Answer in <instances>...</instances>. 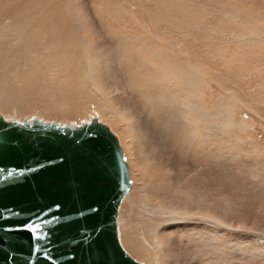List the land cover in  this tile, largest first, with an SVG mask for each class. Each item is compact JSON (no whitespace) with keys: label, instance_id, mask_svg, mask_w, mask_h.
<instances>
[{"label":"rangeland","instance_id":"rangeland-1","mask_svg":"<svg viewBox=\"0 0 264 264\" xmlns=\"http://www.w3.org/2000/svg\"><path fill=\"white\" fill-rule=\"evenodd\" d=\"M40 1L42 8L37 12L41 17L38 13L37 18L45 20L49 16L48 21L55 24L56 31L62 28L63 36L70 39L73 33L67 28L70 18L64 12L65 0ZM72 1L79 19L86 26L82 30L83 36L93 42L92 55L99 65L96 79L101 83L103 79L110 81L114 89L110 95L114 98L125 97L127 104L135 101L133 106L142 119L153 122L155 116H173L167 111L165 104L161 105L164 99L169 104L171 100L181 103L200 96V87L188 91L182 89L173 73L182 72L179 67L184 64L185 59L167 48L160 41L162 39L172 42L179 51L190 55L193 64H197L196 68L190 64L191 70H202L201 73L195 71L192 74L199 75L202 83L207 86L204 104L209 110L213 112L217 109V104L230 100L226 90L236 89L239 97H234L237 114L217 109L216 118L211 117V120H216V125L219 124L213 129L214 137L202 135L201 130L208 129V119L202 121L197 114H192L191 119L199 120V130L195 126L169 131L160 125L161 131L156 133L161 138L154 139L156 145L151 150V155H146L142 149L147 148V143L129 145L119 121L107 119L95 101L87 95L88 88L93 89V83L85 84L84 72L77 61L82 51L77 44L71 43L66 56L71 58L73 55L75 58L74 61L72 58L70 60L73 63L72 69H65L69 76L61 77L64 81L58 84L57 89L58 92H65V98L68 99L66 105L70 107L69 118L62 120L56 101L40 100L41 96L30 89L33 98L28 101V105L37 104L42 113L39 115L37 110L32 109L33 112L16 120L31 121L36 118L62 125H76L97 118L112 130L118 137L128 163L131 180L128 193L135 197L136 203L146 204V200L150 199L155 208L158 204L170 207L169 217L173 219L169 220V227L161 234L164 249L169 253L165 257H159L156 260L158 263L264 264V44H256L251 40L254 37L264 39V0H184L185 5L179 10L183 9V12L191 14L193 18L181 23H177L175 19L170 24L159 17L158 11L163 1L154 0L157 5L150 2L153 0ZM31 5L26 4L22 8H27L26 12L31 14L32 11L28 10ZM7 6L8 8L0 7V17L5 16L8 9L11 12L18 7L15 3ZM151 16H156L157 18H153L158 23L153 18L149 20ZM195 17H199V20ZM246 18L250 22L243 24ZM171 27H175V31ZM24 35L30 36L29 40H32L33 32ZM234 35L242 40H234ZM145 43L148 48L143 47ZM52 49L54 58L53 46ZM143 49H162L172 57L171 60L177 62L175 68L165 70V64H159L161 58L154 55L148 57ZM43 62V56L39 55L36 66H44ZM41 72L47 74L48 71ZM8 73V63L5 62L0 66V77H9ZM11 79L9 91L17 92L22 80L17 75ZM22 91L25 92V89ZM78 92L85 94V101L78 99ZM225 96L229 97L228 100ZM71 97L75 101L74 106ZM76 105L77 114L71 113ZM219 115L240 118L242 123L247 124L238 126L234 122L235 129H232V121L222 124L227 118L221 119ZM206 135L208 138L204 140ZM123 201L124 199L119 211L122 212V218H125L129 205ZM181 201L194 210L187 214L176 213V206ZM215 219L223 225L221 232L213 231L218 223ZM205 228L218 237L224 251L218 253L208 238H205L206 244L200 240L197 234L205 233ZM231 228L236 230L233 234ZM234 241L237 246L253 251L244 255L245 251L232 250L229 246ZM124 249L132 257L142 261L139 255ZM143 262L149 264L147 260Z\"/></svg>","mask_w":264,"mask_h":264},{"label":"water","instance_id":"water-1","mask_svg":"<svg viewBox=\"0 0 264 264\" xmlns=\"http://www.w3.org/2000/svg\"><path fill=\"white\" fill-rule=\"evenodd\" d=\"M130 188L118 137L97 118L0 115V264H146L119 238Z\"/></svg>","mask_w":264,"mask_h":264},{"label":"bare ground","instance_id":"bare-ground-1","mask_svg":"<svg viewBox=\"0 0 264 264\" xmlns=\"http://www.w3.org/2000/svg\"><path fill=\"white\" fill-rule=\"evenodd\" d=\"M155 1L158 2L163 1L162 2L163 5L161 6L158 13L160 14L159 17L161 19H165L168 24H170L175 19L177 23H181V22H185L187 19L193 18L191 14L183 12V9L179 10L181 6L185 5L184 0H155ZM145 2L147 1H142V3ZM150 2L153 4L157 3V2L154 3V0L153 2L152 1ZM10 3H15L16 5H18V7L11 12L8 9V12L5 13V16L0 17L1 20L0 66L3 63L7 62L9 67V73H8L9 77H5L4 79L0 77V115H2L6 119H17L22 116L25 117L28 112H33L32 109L37 110L39 115H41L42 109L39 108L37 104H35L34 106H31V104L30 106L28 105V101H30V99L33 98V96L30 95L29 92L30 89H32L39 96H41L39 97L40 100L53 99V101H56L57 103L56 105L61 112L62 120L69 118L70 107L68 104H67L68 107L66 105L68 99H66L67 97L65 98V92H61V91L58 92L57 89H59L58 84L61 81H64L62 78H68L69 76V73L66 70L71 71L72 69L71 67L73 63H70V60L72 58L73 59L72 61H74L75 58L73 55H71V58L66 56L67 48L70 47L71 43L77 44L79 46V49L82 51V55L80 56V58L77 57L78 58L77 61H79V63L81 64V70H83L84 72L85 84L89 82L93 83V89L89 87L87 95L90 97V99L95 101L97 107L100 109L102 113H104L107 116V119L108 118L110 120L116 119L119 121L120 127L123 128L126 133L125 137H128L127 143L129 145L134 146L135 144L140 142L143 145L147 143V145H145V147L147 146V148L142 149V152L146 155H151V150L156 145L154 139L161 138L156 133L161 131L159 129L160 125L163 126L164 129L167 128L169 131L184 130L189 127L194 128L195 126H196V130H199L201 128L199 120L194 121L193 119H191L192 114H197L201 116L202 121L208 119V123H207L208 129L201 130L202 135L205 136V134H207L209 136L214 137L215 132L213 129L216 126H219V124L216 125L215 119L211 120V117L216 118V116L218 115L215 111H217V109H222L233 115L234 112L235 114H237V104L235 103L236 101L234 102V97H237L236 95L237 91H235L236 89L226 90V94L227 93L229 94L230 100L226 102L223 101L220 102L215 106V108L217 109L211 112L212 110L210 111L207 105L204 104L205 102L204 95L206 94L207 86L204 82L202 83V79L199 75L197 76L192 74V72H194L195 74L196 69L191 70V68L192 67L196 68L197 64L194 65L190 55H186L187 53L184 51H179L175 44L162 39L160 41L166 44L167 48L173 50L175 53H177L179 56L185 59L184 64L182 63L179 67V70L182 72L173 73L174 76L177 77L179 84L183 87L182 89L188 91L194 88L198 89L200 87L199 89L200 96H195L193 97L194 100L183 101L181 103H177L176 101L171 100V102L168 104L167 100L164 99L162 100L161 105L165 104V106L167 107V111L174 117L173 116L164 117L163 115H159V116H155V118L152 119L153 122H148L142 119L140 114L135 110L136 107L133 106L135 104V101L127 104L125 102V97L123 99L117 97L114 98L113 95L112 96L110 95L111 92H113L114 90L112 89L113 86L111 85L110 81H108L107 79L105 81L103 79V82L101 83L99 82L98 79H96L97 77L96 73L98 71L99 65L96 63L94 56L92 55L93 50L91 48L93 47L91 46V43L93 42H91L90 40H88L86 37L83 36L82 30H84L86 26L79 19V16L77 15L78 13H76L75 11V5L73 4L72 0H65V6H64V12L67 15V17L70 18L69 19L70 23L67 25V28L73 33L70 39H67L65 36H63L62 28H60L58 32L56 31L57 27L55 26V24L53 25L51 22L48 21L50 20L48 18L49 16H47L45 20L42 18H37V14L39 13L37 11L41 10L42 8L40 6L41 5L40 0H0V7L4 6L8 8L7 5ZM26 4H32L28 8V10L32 11L31 14L26 12L27 8L25 7L22 8ZM149 13L151 14V12ZM39 17H41V14L39 15ZM153 17L151 16L149 20H151V18ZM195 19L199 20V17H195ZM152 20L153 21L155 20L154 22L157 21L154 18ZM249 22L250 19L246 18L243 21V24ZM156 23H158V21ZM147 25L148 27H150L149 23H147ZM26 27L27 29H25ZM144 27L148 28L146 25ZM157 27H159V25ZM171 28L173 31H175V27H171ZM38 31H40L41 34ZM262 31L264 33V29ZM28 32H33L32 40H29L30 36L24 35V33H28ZM36 33H38V35H36ZM152 33L155 34L154 32ZM232 38L238 41L242 40L236 35H234V37ZM251 40L256 44H260V43H261L260 45L264 44V39L260 37H254ZM51 45L55 49L54 58H53V49ZM143 47L148 48L149 46L145 43ZM144 51L146 52V54H148V57L154 55V57L157 56L161 58L162 60L160 61L159 64H163V65L165 64V70L173 69L175 68V64H177V62H175V60H171L172 57L169 54H165L162 49H147ZM39 55H42L44 58V62H43L44 66L37 67L36 59L38 58ZM152 60L155 59L153 58ZM53 61L56 64L52 63ZM190 64L192 65V67H190ZM49 67H52L53 69H49ZM41 70L48 72L47 74H42ZM198 70L200 71V73L202 72L201 69ZM199 71L196 72L198 73ZM148 74L150 73L148 72ZM15 75L19 76L22 82L20 83V88L17 92L15 91L10 92L9 84L10 81L12 80L11 78H13ZM56 85L57 88L55 87ZM85 87H87V85ZM21 88L22 90L25 89V92L22 91ZM81 94L78 92L77 97L82 102L86 100V97L84 96L85 95L84 93H83L84 95ZM229 97L227 96L226 99ZM12 98L13 101L11 100ZM70 100H72V105L74 106L75 104L73 103L75 101H73L72 97L70 98ZM239 103L242 104V102ZM224 105L226 106L224 107ZM72 110L73 111L71 113L74 112V114L75 113L77 114L78 105L72 108ZM219 117L221 119L227 118V120L223 121V123L220 122V125L221 123L224 124L227 123L228 121H232V124H230L232 129H235V127H233L234 122L238 126L243 125V123L247 124L246 122L242 123L240 118L233 119L227 116L222 117L221 115H219ZM180 118L184 120H181ZM207 135L204 138V140L208 138ZM161 149H163V145L161 146ZM128 171H129V167H128ZM123 202H126L129 205V212L126 213L125 218H122L121 211L118 212L119 214L117 218L118 233L122 246L139 255L142 258V261L147 260L149 264H160L156 260L159 257L167 256L169 253V251L167 252V250L164 249L165 244L163 242V238L161 237V234L162 231H165V229L169 227L170 224L169 220L173 219L169 217V214L171 213L170 207L165 206L163 204H158V207L155 208L154 204L150 199L146 200V204L136 203L135 197L130 193H128V195L124 198ZM147 205L149 206L147 207ZM193 210L194 208L186 207L185 205H183V201H181L176 206V213L179 214H187L189 211H193ZM142 216L144 220H142ZM215 220H217L218 223L213 227V231L221 232V229H223V225L218 219ZM143 221H146V224H143ZM231 229L233 234L236 230L234 228ZM197 235L204 244H206L205 238H208L211 241V243L214 245V248L218 253L224 251L221 245L219 244L218 237L209 229L205 228V233H198ZM233 243L234 244H231L229 248H231L234 251H245L243 253L244 255H247V252L253 251L251 249L249 251L245 248H242L241 245L237 246V243H235V241ZM211 264H216V263H211Z\"/></svg>","mask_w":264,"mask_h":264},{"label":"snow or ice","instance_id":"snow-or-ice-1","mask_svg":"<svg viewBox=\"0 0 264 264\" xmlns=\"http://www.w3.org/2000/svg\"><path fill=\"white\" fill-rule=\"evenodd\" d=\"M8 175H9V177H11L13 175V173L9 172ZM37 227H39V225H37Z\"/></svg>","mask_w":264,"mask_h":264}]
</instances>
